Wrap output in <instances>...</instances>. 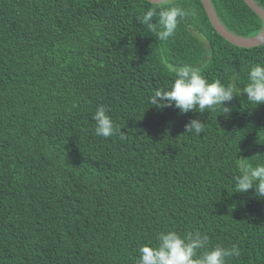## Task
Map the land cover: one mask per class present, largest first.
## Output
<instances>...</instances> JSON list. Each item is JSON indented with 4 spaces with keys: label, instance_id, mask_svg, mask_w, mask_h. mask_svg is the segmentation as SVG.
<instances>
[{
    "label": "trees",
    "instance_id": "trees-1",
    "mask_svg": "<svg viewBox=\"0 0 264 264\" xmlns=\"http://www.w3.org/2000/svg\"><path fill=\"white\" fill-rule=\"evenodd\" d=\"M210 1L230 32L261 30L244 0ZM168 2L190 15L160 41L137 19L148 0H0V264H135L169 228L264 264V199L234 181L240 158L264 163V103L239 94L264 42L236 46L200 0ZM184 64L237 86L229 114L148 103ZM100 104L125 139L95 134Z\"/></svg>",
    "mask_w": 264,
    "mask_h": 264
},
{
    "label": "clouds",
    "instance_id": "clouds-1",
    "mask_svg": "<svg viewBox=\"0 0 264 264\" xmlns=\"http://www.w3.org/2000/svg\"><path fill=\"white\" fill-rule=\"evenodd\" d=\"M150 7L137 17L142 25L155 34L160 41L173 37L181 21L185 20L190 11L184 7L169 3L168 0H149ZM154 18H156L154 20ZM155 21V22H153ZM154 24L159 25V31ZM239 72L234 73V80L239 79ZM175 79L164 89L155 90L148 103L158 109L175 106L180 113L219 109L218 114H229L230 103L237 96V86L234 83L225 85L220 79L209 81L199 66L184 64L172 67ZM247 83L241 89L240 95H246L251 104L257 106L264 103V62L256 63L247 68ZM95 122V134L98 137L109 138L118 136L125 139V132L117 126L109 109L103 104L96 107L92 114ZM205 123L199 118L190 119L185 124L186 133L199 135L204 131ZM237 192L247 193L255 189V195L264 199V163L253 166L240 158L239 174L234 177ZM241 255L238 244L225 246L220 243L211 245L206 233L186 231L180 233L175 229L159 231L155 242L141 245L135 264H229L232 258Z\"/></svg>",
    "mask_w": 264,
    "mask_h": 264
},
{
    "label": "water",
    "instance_id": "water-1",
    "mask_svg": "<svg viewBox=\"0 0 264 264\" xmlns=\"http://www.w3.org/2000/svg\"><path fill=\"white\" fill-rule=\"evenodd\" d=\"M200 1L213 28L228 42L245 48L258 46L264 42V9L260 7L254 0H244V2L260 17L262 21V27L259 33L251 37H242L230 32L218 19L211 1Z\"/></svg>",
    "mask_w": 264,
    "mask_h": 264
}]
</instances>
